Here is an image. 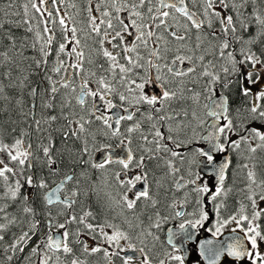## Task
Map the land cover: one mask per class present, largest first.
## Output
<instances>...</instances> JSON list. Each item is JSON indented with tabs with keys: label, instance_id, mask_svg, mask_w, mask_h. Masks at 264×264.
<instances>
[{
	"label": "snow or ice",
	"instance_id": "1",
	"mask_svg": "<svg viewBox=\"0 0 264 264\" xmlns=\"http://www.w3.org/2000/svg\"><path fill=\"white\" fill-rule=\"evenodd\" d=\"M0 264H264V0H0Z\"/></svg>",
	"mask_w": 264,
	"mask_h": 264
}]
</instances>
